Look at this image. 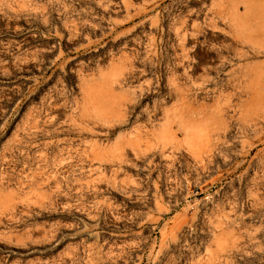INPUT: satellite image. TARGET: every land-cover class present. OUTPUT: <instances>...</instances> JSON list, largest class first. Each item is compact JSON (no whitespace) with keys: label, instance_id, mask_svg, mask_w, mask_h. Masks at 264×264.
I'll list each match as a JSON object with an SVG mask.
<instances>
[{"label":"rangeland","instance_id":"obj_1","mask_svg":"<svg viewBox=\"0 0 264 264\" xmlns=\"http://www.w3.org/2000/svg\"><path fill=\"white\" fill-rule=\"evenodd\" d=\"M0 264H264V0H0Z\"/></svg>","mask_w":264,"mask_h":264},{"label":"bare ground","instance_id":"obj_2","mask_svg":"<svg viewBox=\"0 0 264 264\" xmlns=\"http://www.w3.org/2000/svg\"><path fill=\"white\" fill-rule=\"evenodd\" d=\"M226 131V130H225ZM212 254V253H211ZM217 261V260H216Z\"/></svg>","mask_w":264,"mask_h":264}]
</instances>
